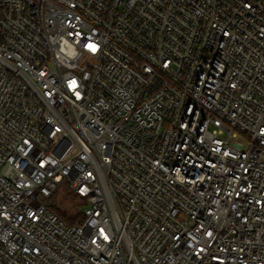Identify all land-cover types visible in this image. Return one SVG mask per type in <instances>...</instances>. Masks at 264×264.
<instances>
[{"label": "built area", "instance_id": "1", "mask_svg": "<svg viewBox=\"0 0 264 264\" xmlns=\"http://www.w3.org/2000/svg\"><path fill=\"white\" fill-rule=\"evenodd\" d=\"M0 264H264V0H0Z\"/></svg>", "mask_w": 264, "mask_h": 264}, {"label": "rangeland", "instance_id": "2", "mask_svg": "<svg viewBox=\"0 0 264 264\" xmlns=\"http://www.w3.org/2000/svg\"><path fill=\"white\" fill-rule=\"evenodd\" d=\"M57 195V200H51L50 205L54 203L59 205L60 207H62V209L66 210V213L70 217L75 216L78 209L79 212L82 213V216L78 218L77 223L82 222L84 220L83 210L85 209V204L83 205V203L79 202L76 197L71 196L69 189L65 185L59 188Z\"/></svg>", "mask_w": 264, "mask_h": 264}, {"label": "trees", "instance_id": "3", "mask_svg": "<svg viewBox=\"0 0 264 264\" xmlns=\"http://www.w3.org/2000/svg\"><path fill=\"white\" fill-rule=\"evenodd\" d=\"M64 186V185H63ZM71 193V192H70ZM71 196H74L75 195L73 193H71ZM57 193L53 196L52 198V201L55 199L57 200ZM51 208L65 221L67 222L69 225H74V224H78V218L82 216V213L79 212V210L77 209V214L73 217H70L67 213H66V210L62 209V207H60L59 205L57 204H52L50 205ZM81 223V222H80Z\"/></svg>", "mask_w": 264, "mask_h": 264}]
</instances>
